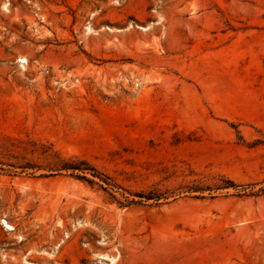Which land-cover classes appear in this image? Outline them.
<instances>
[{"label":"rangeland","instance_id":"1","mask_svg":"<svg viewBox=\"0 0 264 264\" xmlns=\"http://www.w3.org/2000/svg\"><path fill=\"white\" fill-rule=\"evenodd\" d=\"M0 264H264V0H0Z\"/></svg>","mask_w":264,"mask_h":264},{"label":"bare ground","instance_id":"2","mask_svg":"<svg viewBox=\"0 0 264 264\" xmlns=\"http://www.w3.org/2000/svg\"><path fill=\"white\" fill-rule=\"evenodd\" d=\"M5 223L7 224V222H5ZM5 223H3L4 227H5V228H8V227H6ZM7 225H8V224H7ZM8 226H10V225H8ZM11 227H12V226H11Z\"/></svg>","mask_w":264,"mask_h":264},{"label":"built area","instance_id":"3","mask_svg":"<svg viewBox=\"0 0 264 264\" xmlns=\"http://www.w3.org/2000/svg\"><path fill=\"white\" fill-rule=\"evenodd\" d=\"M4 227V226H3ZM5 228V227H4Z\"/></svg>","mask_w":264,"mask_h":264}]
</instances>
